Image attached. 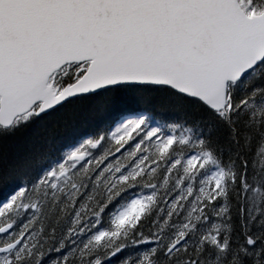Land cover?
Masks as SVG:
<instances>
[{
	"label": "snow or ice",
	"instance_id": "6c2138e0",
	"mask_svg": "<svg viewBox=\"0 0 264 264\" xmlns=\"http://www.w3.org/2000/svg\"><path fill=\"white\" fill-rule=\"evenodd\" d=\"M0 264H264V0H0Z\"/></svg>",
	"mask_w": 264,
	"mask_h": 264
}]
</instances>
